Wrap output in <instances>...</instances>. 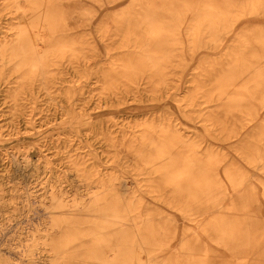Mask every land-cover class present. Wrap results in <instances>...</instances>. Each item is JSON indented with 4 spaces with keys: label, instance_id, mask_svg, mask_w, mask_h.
I'll list each match as a JSON object with an SVG mask.
<instances>
[{
    "label": "bare ground",
    "instance_id": "obj_1",
    "mask_svg": "<svg viewBox=\"0 0 264 264\" xmlns=\"http://www.w3.org/2000/svg\"><path fill=\"white\" fill-rule=\"evenodd\" d=\"M94 1L102 4L101 0ZM112 1L106 0V4ZM1 2L4 4L1 10L7 11L11 19L5 28L0 26L2 97L6 100L4 103L9 100L13 111L17 101L22 100L32 115L37 108L39 91L46 95L47 101L53 100L54 68L77 50L79 41L72 34L77 28L89 25L90 10L86 0ZM132 3L131 8L111 12L107 18L108 22H114L115 18L138 21L135 25L146 32L135 45L137 48L131 51L136 56L129 55L126 65L121 63V69L131 73L145 72L144 68L155 69L149 72L154 75L160 74L157 68H161L163 59L168 56L167 44L179 39V31L184 32L188 43L216 46L232 31L240 16L264 11V0H133ZM249 38L264 44V25L235 37L233 56L226 64L230 70L227 76L238 70L242 92H230L226 87L227 78L224 82L219 77L217 83V99L221 103L216 101L215 104L227 113L241 111V107H264V54L249 49ZM189 49L194 48L189 46ZM245 51L248 56L242 58L244 61H236ZM104 54V58L109 56L108 49ZM139 63L143 67H139ZM116 89V82L104 79L102 92L105 95ZM109 100L111 97L107 102ZM246 109L242 110L247 115L253 114L251 109ZM203 113L211 115L209 111ZM147 121L148 118L143 120L145 123L138 134L122 133L115 145L122 156H128L143 168L148 182L140 186L146 185L149 193L160 197L152 179L161 180L170 188L168 195L173 196L168 202L186 219L195 221L199 231L235 256L243 257V253L252 251L242 264H264V215L259 213L260 203L258 205L249 175L241 167L230 163L225 166L222 173L231 190L227 192L216 171L219 152L208 144L204 151H198L192 137L181 135L178 128L162 119L157 124ZM1 128L0 139L14 135L6 136ZM35 152L32 153L34 162L37 161ZM240 152L248 163L264 173V121L242 141ZM11 155L12 158L17 156ZM17 157L21 162L29 161L27 153ZM42 164L48 166L44 160ZM95 172L82 175L88 190L86 196L77 201L68 202L51 187L50 204L44 203L41 221L36 224L32 219L28 221L30 240L21 244V249L16 242L11 243L10 251L18 261H8L1 252L4 243L0 240V264H133L134 261L139 264H230L227 258L210 254L195 229L183 234L168 253L169 250L163 248L175 231V222L170 218L173 216L163 213L164 222L152 221L147 212L150 202L135 190L129 193L121 175L99 176ZM28 189L24 197L30 207L33 193ZM258 195L264 201V182ZM51 229L58 230L55 236ZM35 232L39 238H35ZM41 250L46 253L41 255ZM165 250L168 252L161 254ZM240 252L241 255L237 254ZM39 254L42 257L39 258Z\"/></svg>",
    "mask_w": 264,
    "mask_h": 264
},
{
    "label": "rangeland",
    "instance_id": "obj_2",
    "mask_svg": "<svg viewBox=\"0 0 264 264\" xmlns=\"http://www.w3.org/2000/svg\"><path fill=\"white\" fill-rule=\"evenodd\" d=\"M100 2L102 4L86 0L90 23L73 32L72 35L79 41L77 50L54 68L52 101H47L46 95L39 91L34 114L29 113L28 105L22 100L17 101L18 105L13 111L9 100L4 103L3 81L0 78V127L6 136L14 133L9 139H0V240L5 244L1 245V252L10 263L17 262L16 255L10 251L11 243L16 242L17 248L21 249L20 245L30 240L27 232L31 233V225L28 221L32 219L34 224L41 221L44 203L50 204L51 187L68 202L77 201L84 198L88 190L86 182L81 179L82 175L96 171L99 176L121 175L129 193L135 190L150 202L153 208L150 207L147 212L152 221L164 222L163 213L173 216L170 218L175 222V231L163 248L169 252L165 250L161 254L170 253L183 234L195 229L210 254L227 258L230 264H242L252 255V251L243 253V257L235 256L199 231L195 221L186 219L168 202L173 196L168 195L170 188L161 180L152 179L161 196L155 197L149 193L146 185L140 186L148 182L143 168L128 156H122L115 145L122 133L126 136L138 134L142 123H145L143 120L148 118L147 122L157 124L162 119L166 124L178 128L181 135L192 137L198 151H204L208 144L220 153L216 171L227 192L230 186L222 170L229 163L241 167L250 177L258 205L260 203L259 213L264 215V201L258 195L264 173L248 163L240 152L242 141L264 121V107H241V111L227 113L215 104L219 101V77L224 82L228 79L226 87L230 92H242L238 70L231 71L233 74L227 76L230 70L226 64L232 59L235 37L248 29L263 26L264 11L240 16L234 22L232 31L216 46L188 43L184 32L179 31V39L177 37L175 42L167 44L170 50H167L168 56L163 59L161 68H157L160 74L154 75L149 72L155 69L144 68L146 71L141 73L121 69V63L126 65L129 55L136 56L131 51L146 35L144 29L135 25L138 21L127 22L119 18H115L114 22L107 20L111 12L131 8L133 0H114L107 4L106 0ZM1 5L4 4L0 0V26L5 28L11 19L7 11L1 10ZM135 8L139 6L135 5ZM249 43V49L264 54V44L254 38H249ZM189 46L194 49H189ZM105 49L109 52L106 58L103 56ZM246 56L248 52H242L236 61H244L242 58ZM138 65L143 67L141 63ZM105 78L116 82L115 92L106 95L102 92ZM107 97H111L109 102ZM246 108L251 109L253 114L243 112ZM203 111H209L211 115ZM33 152L37 153L35 162ZM12 153L17 156L27 153L30 162H21L17 156L12 158ZM42 160L49 167H45ZM27 188L33 193L30 207L26 205L24 197ZM141 212H144L143 208ZM28 215L30 217H25ZM50 231L54 236L58 232L56 229ZM35 238H39L38 232H35ZM42 253L46 251L41 250ZM40 254L39 258L42 257ZM237 254L241 255V252ZM21 255H25V252L21 251ZM143 257L147 255L143 254ZM133 264L139 263L134 261Z\"/></svg>",
    "mask_w": 264,
    "mask_h": 264
}]
</instances>
